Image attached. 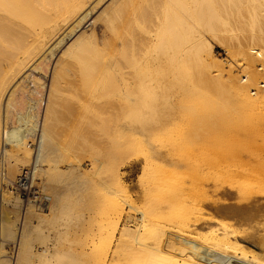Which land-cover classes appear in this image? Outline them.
<instances>
[{
	"label": "bare ground",
	"instance_id": "bare-ground-1",
	"mask_svg": "<svg viewBox=\"0 0 264 264\" xmlns=\"http://www.w3.org/2000/svg\"><path fill=\"white\" fill-rule=\"evenodd\" d=\"M251 53L264 0H0V264H264Z\"/></svg>",
	"mask_w": 264,
	"mask_h": 264
},
{
	"label": "rangeland",
	"instance_id": "rangeland-1",
	"mask_svg": "<svg viewBox=\"0 0 264 264\" xmlns=\"http://www.w3.org/2000/svg\"><path fill=\"white\" fill-rule=\"evenodd\" d=\"M213 50L215 54L223 57L225 60H228L225 51L215 43ZM255 55L256 53H251L249 57L241 59L240 62L242 63L244 61L241 65L247 66L249 70V78L250 80H252L253 83L252 87H254V90L258 91L262 87L260 83L263 79L264 67L262 69H258L259 63L261 61L260 59L255 57ZM233 65L235 73H237L239 76L242 75L240 67L241 65L237 64L236 62H233ZM258 118L260 120L261 126L251 128L246 136L236 137L238 139L232 144V147L234 149L232 167H237L239 165H237V162L241 160L242 162L247 163L253 168V170L249 172L244 178H241L237 181V183H242L247 187H252L258 184H262L264 187V110L261 112V114H259ZM37 181L39 184H41L40 179H37ZM8 191H11V194L13 195L14 193L18 194V192L13 187H10V190L8 189ZM110 202L112 201L106 202L107 205Z\"/></svg>",
	"mask_w": 264,
	"mask_h": 264
},
{
	"label": "built area",
	"instance_id": "built-area-1",
	"mask_svg": "<svg viewBox=\"0 0 264 264\" xmlns=\"http://www.w3.org/2000/svg\"><path fill=\"white\" fill-rule=\"evenodd\" d=\"M240 67H241V74H244V72H246L244 65L243 67L242 65ZM12 187L18 192L19 196L22 197V199H24V197L26 198V196L30 194L32 191L31 188H28V184L24 186H17L16 184L15 186Z\"/></svg>",
	"mask_w": 264,
	"mask_h": 264
}]
</instances>
